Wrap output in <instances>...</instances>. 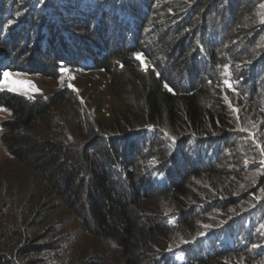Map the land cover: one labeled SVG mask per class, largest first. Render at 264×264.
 Here are the masks:
<instances>
[{
  "label": "trees",
  "instance_id": "1",
  "mask_svg": "<svg viewBox=\"0 0 264 264\" xmlns=\"http://www.w3.org/2000/svg\"><path fill=\"white\" fill-rule=\"evenodd\" d=\"M86 1L73 0L78 9ZM45 2L2 0L0 61L10 71H23L25 63L47 76L56 74L58 55L30 49L42 36L18 47L2 39L3 29L12 24H30L33 35ZM87 3L100 24L48 22L50 44L57 30L105 44L111 42L102 24L114 21L129 30L134 47L116 45L112 52L109 45L111 55L102 47L104 54H96L103 60L97 69L110 76L111 92L117 96L127 90L129 105L108 122L82 126L77 105L65 99L66 93L44 102L0 93L13 116L2 123V143L44 184L39 207L52 201L64 205L85 232L119 249L120 264H264V168L244 164L245 159L264 161V0ZM45 24L42 20L41 27ZM113 61L118 82L109 69ZM60 109L80 122L83 142L67 146L31 132L37 124L53 130L57 117L66 118ZM138 128L164 139H154L163 148L144 152L121 145ZM188 143L202 152L196 160L184 153ZM180 157L183 162L168 169ZM153 172L169 174L170 186L162 191L151 187ZM167 210L177 218L172 225L163 220ZM173 231L169 243L166 235ZM26 248L19 261L33 264L27 257L34 252ZM2 253L0 264H15ZM84 260L75 263H102L99 257Z\"/></svg>",
  "mask_w": 264,
  "mask_h": 264
},
{
  "label": "rangeland",
  "instance_id": "2",
  "mask_svg": "<svg viewBox=\"0 0 264 264\" xmlns=\"http://www.w3.org/2000/svg\"><path fill=\"white\" fill-rule=\"evenodd\" d=\"M68 1V0H63ZM240 2L241 0H232ZM2 0H0V5ZM239 4V3H238ZM78 7L76 3L58 1H46L41 7V12L37 16L39 24L31 35L30 24H25L23 31H17L15 26L12 30L6 28L4 36L15 35L23 42H32L37 36H48V22L59 25L65 18H76ZM56 13H58L56 15ZM46 24L41 27V21ZM253 22L254 20L251 19ZM58 48L47 55H58V65L56 74L47 76L36 66L30 70L23 67V71L5 67L4 62L0 66V93L21 95L30 102L47 101L51 97L67 95L65 99H73L81 116L82 126L85 122L94 123L104 119L108 122L115 112L128 107V91H120L114 96L110 89V76L104 71L97 69L98 55H87L84 47L76 45L70 35L63 30L55 31ZM255 32L249 34L252 41ZM44 36V37H45ZM51 40V37L49 36ZM125 40V39H124ZM47 43V44H46ZM29 44V43H28ZM18 47V45H16ZM44 46V48H42ZM42 49L43 52L51 50L50 43L38 41L34 42L30 49ZM262 53V51H260ZM27 66V65H26ZM111 75L115 81L121 78L117 74L119 69L116 62H111ZM5 73H9L5 77ZM10 89H15L10 90ZM0 95V254L3 250L8 257H12L15 264H22L19 261L23 246L28 244L27 251L33 250L30 254L33 264H76L77 258H84L85 261L95 260L96 257L102 261L98 264H120L119 249L112 243L100 241L90 236L80 225L77 218L66 210V207L59 202L52 201L48 206L41 208L37 201L45 191L44 184L38 175L20 164L10 155L7 148L2 143L3 128L2 123L11 121L13 116L10 110L3 106V99ZM64 114L66 118L57 117L54 122V129L47 130L43 125L37 124L32 129V133L41 140L61 141L67 146L74 142H83L84 131L80 122L73 114L68 115L66 109H60L59 115ZM83 128V127H82ZM127 134L121 145L126 148L136 145L138 149L155 151L163 148L159 143L153 141L155 135L150 137V133L138 128ZM133 149V148H132ZM131 149V150H132ZM198 151V150H197ZM197 154L190 145L187 146L186 155ZM174 155V153H173ZM262 161V160H261ZM261 161L259 163L261 164ZM178 162V161H177ZM246 168H252L256 162L252 159H245ZM153 174V173H152ZM151 174V175H152ZM161 174H156L155 183H162ZM150 185V184H149ZM146 185L145 188H149ZM164 206V205H163ZM65 207V208H64ZM168 207L165 204V209ZM46 208V209H45ZM49 210V215L44 214V210ZM169 210V209H168ZM167 210V211H168ZM169 225L174 221L166 218ZM175 231L167 233L169 243L174 242ZM21 260V259H20ZM96 263L97 261H92Z\"/></svg>",
  "mask_w": 264,
  "mask_h": 264
},
{
  "label": "clouds",
  "instance_id": "3",
  "mask_svg": "<svg viewBox=\"0 0 264 264\" xmlns=\"http://www.w3.org/2000/svg\"><path fill=\"white\" fill-rule=\"evenodd\" d=\"M45 1H52V2L58 1V2H61V3H65V2H68V1L71 2V3L73 2V0H68V1H63V0H45ZM88 1H90V0H88ZM88 1L84 2L83 4H81L79 6L76 18H65L63 20H75V21H78L79 22V27H82V26H85V25H92L94 27L98 26L100 24V21L98 19L95 20L93 18L94 16L89 13L91 11H94V9H93L94 7L90 6V4L87 3ZM98 1H100V0H98ZM0 20H2L1 15H0ZM25 24L26 23H23V24H12L10 26L5 27L3 29V31H2V39H4L5 41L10 42L12 45H15V46L18 45L21 42V39H19L15 35L14 36L17 38V40L13 39V35H10L9 37H5L4 36V31H5L6 28H10V30H12L14 28V26H15L17 31H23V29L26 28ZM99 28H102L103 30H105L106 37L111 42L110 44L103 43L102 39H99V43L85 42L84 40H82V37H78L74 33H72V34H70L68 32L67 33L70 35V39L74 40V43L76 45L84 47L85 48L84 51L86 52V54L87 55H91L93 57H94L95 54L103 55L104 53L101 52L102 48L106 51L107 55H109V54L111 55V53L109 52V45L112 48L111 49L112 52H114V48L116 47V45L119 48H126V47L132 48V47H134L135 40L130 36V31L127 30V29H123L118 23L113 21L110 24H102ZM64 32H66V31L64 30ZM44 36L45 35H43L41 37L42 38L41 41H43L44 43L48 41L50 43L49 37L48 36L44 37ZM46 39H47V41H45ZM36 42H38V41H36ZM54 45H55V43H54ZM54 45L52 46L50 44V47H51L50 51L48 49H46V51L43 52L42 49L40 48V49H38L36 51L33 50V52L35 54H37L39 52H41L43 54H51L52 52L56 51V49L58 48V45H61V43L56 45V49H53V47H55ZM42 48H44V46ZM98 48H100V49H98ZM3 63H4L3 61H0V66ZM32 66L33 65H29V64H25V63L23 64V67L25 68V71L26 70H30L32 68ZM5 67H6V65H5ZM243 81H246V80H243ZM144 131L151 134L149 138H151V136L155 135L151 131H146V130H144ZM154 139H157L158 142L165 141L162 138L158 139V137H156V136H155ZM188 145H190L192 147V149L197 153V154H191V157H193L191 160H196L197 156L202 154L201 150L199 149L198 145L196 146L194 144H189V143L184 147V149ZM186 150H187V148L185 149L184 153H186ZM197 150H199V151H197ZM203 154H204V152H203ZM174 158L171 160V163L169 164L168 169H173L174 170L175 166L178 163L183 162V158H181V157L178 158L177 160H175ZM203 160H204V158H203ZM261 160L262 159H259L258 161L257 160H253L254 162H256V164L254 166L261 165V167L264 168V161L263 160L261 161ZM259 161H261V164L259 163ZM157 174H160V173H157ZM155 175H156L155 172H153V174L151 175V183H150L151 187H153L154 189H156L158 191H162L166 187L170 186L169 182H168L169 174H161V175H165V176H162V183L161 184L155 183V177H154ZM174 179H176V176L174 177ZM163 217L168 219V220H170V221H175L177 219L175 214H174V212H172V211H168V212L164 213Z\"/></svg>",
  "mask_w": 264,
  "mask_h": 264
},
{
  "label": "snow or ice",
  "instance_id": "4",
  "mask_svg": "<svg viewBox=\"0 0 264 264\" xmlns=\"http://www.w3.org/2000/svg\"><path fill=\"white\" fill-rule=\"evenodd\" d=\"M4 75H5V77H8L10 74L9 73H5ZM225 84L230 87V84L228 83V81H225ZM10 90L14 91L15 89H10Z\"/></svg>",
  "mask_w": 264,
  "mask_h": 264
}]
</instances>
